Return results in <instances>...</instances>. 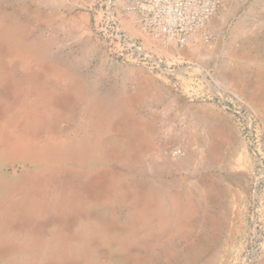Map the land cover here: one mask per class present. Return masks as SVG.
<instances>
[{
  "label": "bare ground",
  "instance_id": "obj_1",
  "mask_svg": "<svg viewBox=\"0 0 264 264\" xmlns=\"http://www.w3.org/2000/svg\"><path fill=\"white\" fill-rule=\"evenodd\" d=\"M29 14L21 21L0 9V163L14 167L12 175L0 171V260L21 252L27 264H42L46 250L47 262L52 264L97 260L102 257L93 253L98 249L91 240L82 242L75 230L81 223L92 239L120 253L111 258L115 264L135 258L133 247L145 243L142 229L150 228L153 218L163 221L157 227L167 230L162 235L172 243L176 237L192 235L184 230L197 212L209 220L213 230L214 220L206 204L219 197L218 189L211 185L200 188L186 179L162 184L135 182L133 172L121 173L115 167L124 165L131 170L134 163L141 167L142 155L152 146L151 127L139 104L148 86L155 85L153 80L138 82L135 71L127 68L120 72L122 82L105 85L99 72L81 68L78 58H55L50 42L30 38L27 30L32 21L47 22L50 16L41 15L40 10ZM234 42L221 54L223 64L234 75L262 68L254 49L243 52ZM130 85H134L133 92ZM182 101L188 109L189 100ZM74 107L80 119L64 127ZM214 112L210 111V119L199 114L197 122L206 135L208 152L217 155V140L225 125ZM17 167L22 168L21 173ZM179 169L160 168L166 176ZM124 205L129 216L120 222L112 213ZM172 228L179 232H169ZM76 243L84 244L79 256L71 249ZM147 257L141 255V260L151 264ZM218 259L214 256L205 264H219ZM239 264L250 262L246 259Z\"/></svg>",
  "mask_w": 264,
  "mask_h": 264
},
{
  "label": "rangeland",
  "instance_id": "obj_2",
  "mask_svg": "<svg viewBox=\"0 0 264 264\" xmlns=\"http://www.w3.org/2000/svg\"><path fill=\"white\" fill-rule=\"evenodd\" d=\"M38 1L39 4L0 0V9L17 15L21 21H25L30 11L40 10L41 15L50 16L47 22L29 23L30 38L50 42L55 58L63 61L78 58L81 68L99 72L103 83L109 87L122 82L120 72L127 68L135 71L133 76L139 78L138 82L149 84L147 78H151L155 83L148 86L139 104L151 127L152 146L142 155L141 167L134 163L129 170L119 165L115 166L117 171L133 172L130 175L135 182L162 184L186 179L200 188L211 185L219 191V197L206 204L214 220L213 230L208 226L209 220H204L197 212L189 221L190 227L184 230L192 235L176 237L172 243L170 237L162 235L167 230L157 227L163 221L153 218L152 226L142 229L145 243L133 247L135 258L119 264H146L141 255L148 256L151 264H205L214 256L219 257V264H239L246 259L250 264H259L264 259V249H260L264 243V0H216L212 16L204 26L196 28L184 44L178 43L175 37L159 33L145 7L134 5L140 0H113L112 10L121 28L144 53H131L130 57L118 56L100 31L104 23L100 0ZM239 31L242 33L238 34ZM232 42L243 52L254 49L257 65L262 68L248 71L247 75L241 72L234 75L221 58ZM146 55L154 60L146 59ZM232 78L235 82H230ZM130 89L133 92L134 85H130ZM182 99L189 100L188 109L182 106ZM76 108L72 116L68 112L69 122L64 123V127H71L80 119L75 116ZM211 110L221 115V123L225 125L217 140L220 144L217 155L208 152L206 135L197 122L199 114L210 119ZM177 150L181 151V156L174 155ZM165 165L180 169L166 176L160 170ZM13 168L0 163L3 173L12 175ZM17 168V173H21L22 168ZM112 214L118 215L116 219L120 222H126L129 210L124 205ZM84 224H77L76 232L82 235V242L91 240L98 249L93 253L102 257L91 262L75 259L61 264H115L111 258H117L120 253L92 239ZM168 231L179 232L174 228ZM81 244L76 243L71 248L78 256ZM42 258V264H52L47 262V250ZM25 259L20 252L0 260V264H27Z\"/></svg>",
  "mask_w": 264,
  "mask_h": 264
},
{
  "label": "built area",
  "instance_id": "obj_3",
  "mask_svg": "<svg viewBox=\"0 0 264 264\" xmlns=\"http://www.w3.org/2000/svg\"><path fill=\"white\" fill-rule=\"evenodd\" d=\"M139 2L141 7L145 6L158 32L175 37L180 44H184L196 28L204 26L217 7L216 0H140ZM100 3L102 9L104 8V23L100 31L109 40V44L114 46L116 54L120 57H130L131 53L144 54L138 45L129 40L121 28L112 10L113 0H100ZM145 58L153 60L147 55ZM174 155L181 156V151H175Z\"/></svg>",
  "mask_w": 264,
  "mask_h": 264
}]
</instances>
